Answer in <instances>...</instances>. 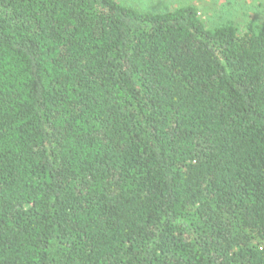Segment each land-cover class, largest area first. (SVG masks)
I'll return each mask as SVG.
<instances>
[{"label": "trees", "instance_id": "obj_1", "mask_svg": "<svg viewBox=\"0 0 264 264\" xmlns=\"http://www.w3.org/2000/svg\"><path fill=\"white\" fill-rule=\"evenodd\" d=\"M0 264H264V18L0 0Z\"/></svg>", "mask_w": 264, "mask_h": 264}, {"label": "rangeland", "instance_id": "obj_2", "mask_svg": "<svg viewBox=\"0 0 264 264\" xmlns=\"http://www.w3.org/2000/svg\"><path fill=\"white\" fill-rule=\"evenodd\" d=\"M140 13H164L184 5L199 9L206 26L227 21L248 23L264 18V0H115Z\"/></svg>", "mask_w": 264, "mask_h": 264}]
</instances>
